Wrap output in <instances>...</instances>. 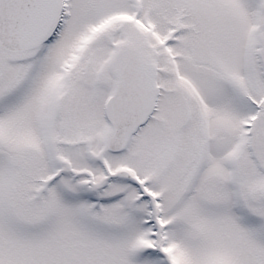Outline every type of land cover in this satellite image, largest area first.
Instances as JSON below:
<instances>
[{"label": "snow or ice", "instance_id": "1", "mask_svg": "<svg viewBox=\"0 0 264 264\" xmlns=\"http://www.w3.org/2000/svg\"><path fill=\"white\" fill-rule=\"evenodd\" d=\"M0 264H264V0H0Z\"/></svg>", "mask_w": 264, "mask_h": 264}]
</instances>
